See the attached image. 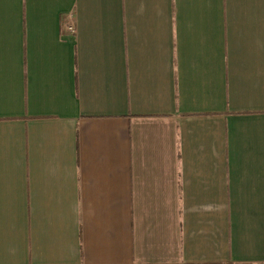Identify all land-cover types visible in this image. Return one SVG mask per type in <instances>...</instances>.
<instances>
[{
	"label": "crops",
	"instance_id": "obj_1",
	"mask_svg": "<svg viewBox=\"0 0 264 264\" xmlns=\"http://www.w3.org/2000/svg\"><path fill=\"white\" fill-rule=\"evenodd\" d=\"M0 264H264V0H0Z\"/></svg>",
	"mask_w": 264,
	"mask_h": 264
},
{
	"label": "built area",
	"instance_id": "obj_2",
	"mask_svg": "<svg viewBox=\"0 0 264 264\" xmlns=\"http://www.w3.org/2000/svg\"><path fill=\"white\" fill-rule=\"evenodd\" d=\"M64 31L70 34H75L76 28L73 23H70L64 26Z\"/></svg>",
	"mask_w": 264,
	"mask_h": 264
}]
</instances>
